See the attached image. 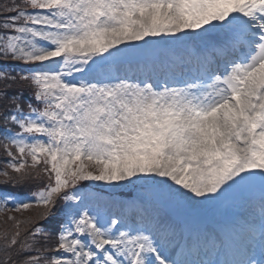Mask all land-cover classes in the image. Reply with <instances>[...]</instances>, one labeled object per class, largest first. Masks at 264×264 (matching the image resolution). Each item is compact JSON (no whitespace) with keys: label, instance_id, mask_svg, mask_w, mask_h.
I'll use <instances>...</instances> for the list:
<instances>
[{"label":"snow or ice","instance_id":"1","mask_svg":"<svg viewBox=\"0 0 264 264\" xmlns=\"http://www.w3.org/2000/svg\"><path fill=\"white\" fill-rule=\"evenodd\" d=\"M0 212V264H264V0H3Z\"/></svg>","mask_w":264,"mask_h":264},{"label":"trees","instance_id":"2","mask_svg":"<svg viewBox=\"0 0 264 264\" xmlns=\"http://www.w3.org/2000/svg\"><path fill=\"white\" fill-rule=\"evenodd\" d=\"M19 219H23L24 217L28 215H15ZM12 227L11 222L5 223V213L0 212V234H2L6 229H10Z\"/></svg>","mask_w":264,"mask_h":264},{"label":"rangeland","instance_id":"3","mask_svg":"<svg viewBox=\"0 0 264 264\" xmlns=\"http://www.w3.org/2000/svg\"><path fill=\"white\" fill-rule=\"evenodd\" d=\"M3 2V0H0V3H2ZM105 195H107L106 193H105Z\"/></svg>","mask_w":264,"mask_h":264}]
</instances>
